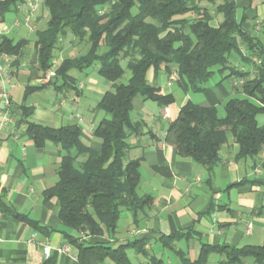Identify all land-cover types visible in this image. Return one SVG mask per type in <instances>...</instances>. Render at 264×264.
<instances>
[{"label":"trees","instance_id":"16d2710c","mask_svg":"<svg viewBox=\"0 0 264 264\" xmlns=\"http://www.w3.org/2000/svg\"><path fill=\"white\" fill-rule=\"evenodd\" d=\"M24 2L0 0V18ZM42 4L48 19L35 31L34 48L43 76L52 68L54 52L68 34L86 46L75 56L63 58L48 83L55 86L61 79L58 90L75 87L70 71L83 72L93 65H97L98 75L111 83L97 104L106 115L93 130L101 143L99 150L81 141L77 124L52 127L32 122L27 120L31 109L23 108L26 133L33 143L42 147L51 142L62 153L57 181L43 191L44 200L56 199L58 217L66 229L63 237L76 248L78 264H89L88 255L99 263L133 264L127 250L144 257L146 264H164L148 249L150 239L146 235L113 246L103 241H81L69 231L88 237L112 236L123 209L136 222L138 213L153 202L151 195L137 193L141 159L126 156V138L141 134L145 126L132 117L133 99L141 96L159 106L174 102L172 94H162L147 81L150 68L175 73L176 83L186 94L204 91L216 73L228 70L216 83L230 80L237 93L223 103V114L216 106H199L190 100L179 108L164 138L178 155L190 158L211 175L220 160L222 145L215 133L221 127L231 132L237 160L262 155L264 124H258L256 115L264 111V38L242 28L233 0H42ZM101 9L103 13H99ZM215 15L222 19L213 26ZM261 34L264 37V25ZM25 44L22 39L3 37L0 53L19 55ZM232 55L242 64L235 65ZM252 57L260 62L254 63ZM126 70L131 76L121 81ZM238 79L241 86H233ZM261 165L264 167V156ZM0 208L4 214L18 217L2 204ZM189 234L174 232L155 240L173 253L177 264H207L213 253L221 257L218 264H264V237L258 245L201 243L192 260L183 249L176 248V243ZM42 264H55L53 255Z\"/></svg>","mask_w":264,"mask_h":264},{"label":"crops","instance_id":"0c3cea01","mask_svg":"<svg viewBox=\"0 0 264 264\" xmlns=\"http://www.w3.org/2000/svg\"><path fill=\"white\" fill-rule=\"evenodd\" d=\"M233 1L237 6V18L242 19V28L252 36L264 38L261 34L264 0ZM47 19L42 0H38L33 12L22 4L20 8L11 7L0 18V41L3 37L26 41L22 53L10 55L11 58L2 63L6 80L0 73V92L8 94L11 117L10 123L0 131V204L18 214V217L4 214L0 208V264H42L45 260L43 245L51 247L50 255H53L55 264H78L76 248L63 237L62 231L66 229L59 220L56 199L44 200L43 197V191L57 181L56 171L62 153L51 142L42 147L33 143L26 133L23 108L31 109L32 114L27 120L32 122L52 127L77 124L85 145L95 150L101 147L93 130L106 115L97 104L111 89V83L98 75L97 65L83 72L71 70L75 87L58 90L56 86L62 84L61 79L55 86L43 83L34 40L35 31L43 28ZM221 19V15H215L211 24L216 26ZM74 40L70 34L66 40H61L54 52L56 65L63 58L86 49L85 45L81 46ZM71 48L72 51L78 48V52L70 51ZM230 59L235 65L242 64L236 55ZM130 76V71L126 70L124 81ZM146 79L162 94L174 97V102L165 106L141 96L133 99L132 117L143 121L145 126L141 134H131L126 138V156L127 159H141L137 193L151 195L153 202L138 213L136 222H133L129 211L122 213L112 236L88 237L75 230L69 231L70 235L80 237L84 242L103 241L113 246L146 235L150 239L148 249L153 253V249L160 245L155 240L158 236L190 233L187 239L176 243V248L183 249L192 260L197 257L201 243L261 244L264 237L263 156L237 160V145L231 132L221 127L215 133L222 145L220 160L210 175L190 158L178 155L175 148L164 140L168 125L187 100L199 106L217 107L237 95L230 80L219 83L216 80L202 92L186 94L176 83L175 73L165 70L154 72L150 68ZM174 84L176 89H172ZM192 94H198V97L193 100ZM61 99H64L63 103ZM4 107L0 98V117ZM165 108L169 109V117L162 114ZM256 120L258 124H264V111L256 115ZM32 234H35V239L29 242ZM62 246L67 250L58 251ZM160 248L157 252L162 254L161 245ZM166 256L167 264H177L170 250ZM220 259L216 257L213 264H218ZM87 261L89 264H114L110 260L99 263L93 255H88ZM138 264L146 263L139 259Z\"/></svg>","mask_w":264,"mask_h":264},{"label":"built area","instance_id":"2783aa9c","mask_svg":"<svg viewBox=\"0 0 264 264\" xmlns=\"http://www.w3.org/2000/svg\"><path fill=\"white\" fill-rule=\"evenodd\" d=\"M37 3L38 0H26L24 2V6L28 9V11L33 12L36 10L37 8ZM22 5H19L18 8H20ZM104 10L101 9L99 10V13H103ZM6 29V28H5ZM10 55L5 54V53H1L0 54V73L2 74V77L4 80H6V74H5V69L2 65L3 62L8 61L10 59ZM252 61L256 64H258L260 61L256 58V57H252ZM56 66V62L53 61V66L52 68H50L43 76V78L41 79V81L43 83H48L50 81V79L55 75V70L54 67ZM241 69H244V67L240 66ZM242 84V80L238 79L235 80L232 85L239 87ZM0 98L3 100L5 107L2 111L1 117H0V131H3V129L10 123L11 121V117L9 114V107H10V100L8 97V94L6 91H1L0 92ZM64 99H61V103H63ZM163 116L164 117H169V109L165 108L163 110ZM262 155L264 156V146H263V150H262ZM1 211H0V217H1ZM35 239V234H32V236L30 237V241H33ZM1 240V238H0ZM67 247L66 246H62L61 248L58 249V251L62 252V251H66ZM42 253H43V258L47 259L50 256L51 253V247L49 245H43L42 246Z\"/></svg>","mask_w":264,"mask_h":264},{"label":"rangeland","instance_id":"374dc122","mask_svg":"<svg viewBox=\"0 0 264 264\" xmlns=\"http://www.w3.org/2000/svg\"><path fill=\"white\" fill-rule=\"evenodd\" d=\"M65 40H66V38H65ZM74 41H76V40H74ZM73 46L76 47V44H74ZM74 49L78 52V48H74ZM75 50L72 51V48H71L70 51L74 52ZM79 50H80V49H79ZM76 51H75V52H76ZM227 73H228V70L224 71L222 74H221V73H216V74L211 78V80L209 81V86H210L212 83H214L216 80H219L220 76L222 77V76L226 75ZM124 80H125V79L123 78L122 81H124ZM176 87H177V85L174 84L173 87H172V89H176ZM197 95H198V94H192L193 100H195V99H194L195 97H198ZM217 107H218V112H219V114H222V113H223V103H222V105H218ZM122 213H126V210L123 209L122 212H121V215H122ZM159 248H160V245L157 246L155 249H153V253H154L156 256H160L163 260H165L164 262L167 264V262H168V261H167V258H168V257H167L166 255H169V250L163 248V251H164V252H163L162 254H160V253L157 252ZM160 249H161V248H160ZM127 254H128V256H129V258H130V260L132 261L133 264H138V263H139V259H144V257H142L141 255L136 254L133 250H127ZM170 257H171V256H170ZM216 257H220V256H218L217 254H213V255H211V256L208 258V264H213V262L215 261V258H216ZM212 258H213L214 260H213ZM170 259L173 261L172 258H170ZM144 261H145V259H144ZM145 263H146V261H145Z\"/></svg>","mask_w":264,"mask_h":264}]
</instances>
